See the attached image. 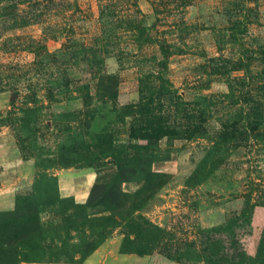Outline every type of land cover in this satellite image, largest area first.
Instances as JSON below:
<instances>
[{
  "label": "rangeland",
  "instance_id": "374dc122",
  "mask_svg": "<svg viewBox=\"0 0 264 264\" xmlns=\"http://www.w3.org/2000/svg\"><path fill=\"white\" fill-rule=\"evenodd\" d=\"M261 103L264 0H0V264H264Z\"/></svg>",
  "mask_w": 264,
  "mask_h": 264
},
{
  "label": "trees",
  "instance_id": "16d2710c",
  "mask_svg": "<svg viewBox=\"0 0 264 264\" xmlns=\"http://www.w3.org/2000/svg\"><path fill=\"white\" fill-rule=\"evenodd\" d=\"M238 27L239 28H244V27L247 28L248 24L243 19V20H240ZM244 46H245V44L243 43V47ZM161 51H162L163 59H162V64H161L162 70L159 72V78L163 82H167L168 74H169V63H170L169 60L171 57V51L169 50V46L167 44L161 45ZM236 66L237 67L235 68V70L246 69L247 72H250V63H248L246 61H241V62L239 61L236 64ZM106 81H108V83L110 84V88L112 91V93L110 94V98L114 99L118 95L117 79L113 76H110V75L103 77V80L100 83V85H101V87L102 86L105 87V88H103L105 91L107 90L106 88L108 85V84H105ZM167 83H169V82H167ZM262 108L264 109V104H262V103H261V107H258V105L251 107V109H255L256 113L260 112V110L262 111ZM139 109H140L139 114L146 116V119H145L146 127L143 128L142 133L140 132L141 136H148L149 135V137L150 136L156 137V136H159V134L164 133V126L162 125V122H163L162 116L153 111V109L150 107L149 102H141ZM254 119L255 120L252 121L251 126L248 125L246 127V134H247L246 138H248V140L249 139H257L259 136L258 135L259 133L257 134V130L259 129L258 122L256 121V118H254ZM152 146H153V143L150 142V143H148L147 146L143 147L145 150V155L149 157L150 164L153 162V160H152V156H153V149L152 148L153 147ZM66 198H70V197H66Z\"/></svg>",
  "mask_w": 264,
  "mask_h": 264
},
{
  "label": "crops",
  "instance_id": "0c3cea01",
  "mask_svg": "<svg viewBox=\"0 0 264 264\" xmlns=\"http://www.w3.org/2000/svg\"><path fill=\"white\" fill-rule=\"evenodd\" d=\"M73 174L74 173H72V175ZM77 175H78L77 177L83 182V184L78 186L77 189H71L70 187H66V189H61V192L63 193L64 197H75L79 200V202L85 203L88 200L89 194L91 191V189H88V188L95 184V182L97 181V175L96 173L85 171V170L78 171ZM110 242H112L111 244H114L113 248L116 249L119 246L120 241L118 239H113ZM118 251L119 250L117 251L115 250L114 253L117 255ZM118 253L122 258L121 263H124V264H133L137 262L136 260L139 259V257H137V255L134 253H121L120 251ZM107 257L109 258L111 257L110 252L108 253L105 246H103V247H100L98 250L94 251L88 257L87 263L88 264L106 263L105 258Z\"/></svg>",
  "mask_w": 264,
  "mask_h": 264
}]
</instances>
